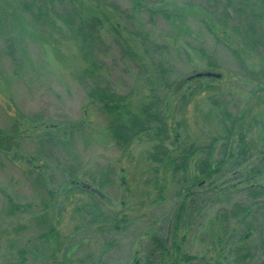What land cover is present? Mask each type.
<instances>
[{"label":"rangeland","instance_id":"1","mask_svg":"<svg viewBox=\"0 0 264 264\" xmlns=\"http://www.w3.org/2000/svg\"><path fill=\"white\" fill-rule=\"evenodd\" d=\"M23 1L0 0V129L12 135L17 125L20 134L0 152V264H260L264 196L254 199L249 188L264 185V171L250 179L253 166L246 165L264 151V88L207 30L209 11L225 0H140L145 7L134 13L135 0H105L130 10L119 17L129 28L123 34L144 42L153 63L144 60L142 68L130 65L119 48L109 52L107 75L119 92L137 104L151 88L163 87L178 146L213 143L215 162L229 158L213 176V188H207L213 179L193 188L197 195L185 199L179 221L188 185L183 173L153 159L149 136L126 148L114 142L107 115L79 82L84 61L77 39L60 22L36 23ZM156 7H182L185 15L167 19L152 11ZM210 60L220 78H189L211 71ZM249 61L259 67L261 57ZM159 68L171 81L185 82L179 89L161 84L153 76ZM226 109L228 121L239 118L246 133L248 153L240 166H230L238 129L229 141H214L225 133L218 119ZM42 121L85 125L48 142L43 128L35 127ZM70 178L88 191L72 190ZM51 228L46 242L40 235ZM21 249L28 252L23 260Z\"/></svg>","mask_w":264,"mask_h":264},{"label":"trees","instance_id":"2","mask_svg":"<svg viewBox=\"0 0 264 264\" xmlns=\"http://www.w3.org/2000/svg\"><path fill=\"white\" fill-rule=\"evenodd\" d=\"M134 2L131 10L133 13L141 11V6L145 7L140 0ZM23 6L36 23L60 22L77 39L78 44H80V54L84 61V67L78 76L79 82L88 90L90 100L98 103L100 109L107 115L108 130L114 142L120 148H126L142 135L149 136L155 141L151 147L154 151L153 154L151 153L153 159L161 163H169L175 174L183 173L182 179L184 178L188 185L184 188L186 193L183 195L176 211L177 221H179L186 209L185 199L191 195H197L193 188L203 187L205 183L213 179L215 174L223 170V165L228 163L229 158L227 157L226 160L223 157L215 162L212 159L213 143L208 146L186 148L178 146V135L173 139L172 128L167 118V105H165V102L168 95H161L164 92L163 87L151 88L150 93L136 104L129 94L119 92L113 79L108 77L107 73L110 72V67L107 66L105 58L115 47L127 56L128 59L125 60L130 65L135 63L140 67L145 66L144 60L151 63V57L145 43L136 39L133 42L132 39L137 37L129 38V36L123 34L129 28L122 25L119 17L121 14L128 15L130 10L123 9L116 2L105 0H24ZM158 8L156 7L152 11H160L167 19L184 17L185 15L182 7L176 10L164 7ZM212 11H209V20H206L207 30L218 43L231 52L242 69L250 73L249 77L257 83L259 90H262L264 88V82L261 80L264 77V0H225L223 6L219 7L217 11ZM106 28L108 29L107 36L104 34ZM255 54L261 57L260 65L255 67L250 64L253 66L250 68L248 61L250 57H255ZM208 64L211 71L218 67L214 60H210ZM163 71L162 68H159L153 74L157 81H161V84L164 83L166 86L175 84L176 88L179 89L185 82L184 79L178 82L171 81ZM148 78L152 79L150 76ZM210 80H213V77H210ZM230 117L227 109L222 110L221 117L218 120L225 133L223 136H217L214 141L218 139L229 141L231 135L235 134L236 129H238V152L237 155H230V158H233L230 166H240L239 158L243 156L245 161V156L248 153L246 133L240 125L241 123H238L239 118L235 117L233 120L229 119L228 121ZM84 125L83 121L61 124L42 121L39 125L36 124L35 127L41 126L43 128V138H47L48 142H52L53 134L67 130L73 132L84 128ZM15 129L17 131L12 135H7L0 129V152L10 150L8 146H5L6 140L20 135L17 125H15ZM170 141L173 148H170L167 144ZM256 158L258 160L255 164L249 162L246 165L253 166L247 174L249 178L251 177L250 179H252V176L263 174L264 171V151L259 152ZM192 160L194 161L193 165L188 166V162ZM66 181L72 185V190L78 187L83 192L88 191L76 178L66 179ZM217 181L215 179L211 180L207 188H213ZM249 190L254 199L264 196L263 184L259 186L250 185ZM98 198H102V196L99 195ZM193 201H195V198L192 199ZM247 210L248 207L246 212H248ZM52 233L53 229L51 228L47 234H41L40 237L45 238V241L48 242ZM162 252H165V250L162 249ZM27 253L26 249L18 251V255L22 260L25 259ZM145 264L153 263L147 261ZM260 264H264V257Z\"/></svg>","mask_w":264,"mask_h":264},{"label":"water","instance_id":"3","mask_svg":"<svg viewBox=\"0 0 264 264\" xmlns=\"http://www.w3.org/2000/svg\"><path fill=\"white\" fill-rule=\"evenodd\" d=\"M203 76L213 77V78H220L222 76V74L218 73V72H213V71L197 72V73L191 75L189 78L193 79V78H196V77H203Z\"/></svg>","mask_w":264,"mask_h":264}]
</instances>
